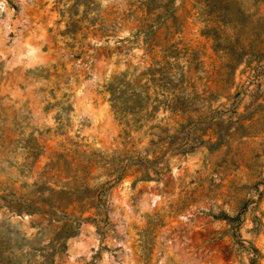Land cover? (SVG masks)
Here are the masks:
<instances>
[{"label": "rangeland", "instance_id": "374dc122", "mask_svg": "<svg viewBox=\"0 0 264 264\" xmlns=\"http://www.w3.org/2000/svg\"><path fill=\"white\" fill-rule=\"evenodd\" d=\"M263 18L264 0H0L12 264H45L59 231L5 201L40 204L77 165L90 190L107 186L105 212L87 210L97 221L52 264H250L243 243L264 264V59L246 52ZM222 122L232 136L219 140ZM145 166L161 175L140 180Z\"/></svg>", "mask_w": 264, "mask_h": 264}, {"label": "trees", "instance_id": "16d2710c", "mask_svg": "<svg viewBox=\"0 0 264 264\" xmlns=\"http://www.w3.org/2000/svg\"><path fill=\"white\" fill-rule=\"evenodd\" d=\"M251 38L252 40L249 41V44L247 45L248 50L246 52L250 57H252L251 60L255 59L260 61L261 59H264V46L263 48L262 46L257 48V44L264 45V18L256 21ZM238 50H240V48H238ZM239 64V62H236L237 66H234V73ZM228 97L235 103L238 99V94H235L234 96L229 95ZM241 128H244V126L242 125ZM213 129L215 137L219 140L225 138L228 139L230 136H232V134H229V128L227 129L225 122H222L218 125V127ZM94 155L95 154H92L91 156ZM87 163L90 164V161H87ZM71 165V163L64 164V166L69 169H72ZM86 169L87 166L77 165L74 170H70L72 175L66 176V178L69 179V182L62 184L60 186V190H55L52 188L41 190L39 192V195L42 196L40 204L29 203L25 206L22 204H16L14 206L11 204V202H6L4 200L6 207H8L11 212L25 211L29 214L37 213L42 216H46L49 221H53L57 224V230L59 232L56 236V239L54 240L55 244H57V248L55 246L56 249L52 251V254L46 257L47 262H45V264H52L53 256L55 254H59L62 251V245L65 240L77 236L78 229L81 224L97 221L95 218L84 217L87 210L94 209L95 214L93 215L95 217L99 216L100 213L104 214L105 212V196L107 194L108 188L106 185H100L96 191L90 190L87 182H85V178L80 177L81 174L85 173ZM149 169L150 168L148 166L142 168L140 180L151 181V171L156 176L161 175L160 170L151 168L150 171ZM108 176L115 177L114 181L116 182L122 178L121 173H117L115 175L109 173ZM46 194L48 196L44 197ZM214 218L225 220L231 227H235L234 223L237 220V217H229L226 214H220ZM255 223L256 230L260 231V228H264V223L261 220L255 221ZM233 236L235 235L233 234ZM242 245L243 248L249 253V263L257 264L261 258L259 250L252 244H248L247 246L243 243ZM10 252L11 250L9 248L0 247V264H12V259L9 258Z\"/></svg>", "mask_w": 264, "mask_h": 264}]
</instances>
